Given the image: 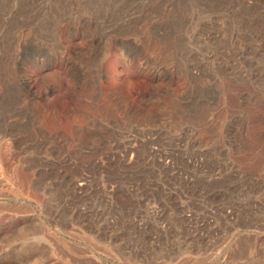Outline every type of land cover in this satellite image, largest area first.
<instances>
[{
  "label": "rangeland",
  "instance_id": "obj_1",
  "mask_svg": "<svg viewBox=\"0 0 264 264\" xmlns=\"http://www.w3.org/2000/svg\"><path fill=\"white\" fill-rule=\"evenodd\" d=\"M0 264H264V0H0Z\"/></svg>",
  "mask_w": 264,
  "mask_h": 264
},
{
  "label": "bare ground",
  "instance_id": "obj_2",
  "mask_svg": "<svg viewBox=\"0 0 264 264\" xmlns=\"http://www.w3.org/2000/svg\"><path fill=\"white\" fill-rule=\"evenodd\" d=\"M155 76V75H154ZM21 81H24L26 83V77H22V80ZM119 98V97H118ZM152 118V117H151ZM251 253V252H250Z\"/></svg>",
  "mask_w": 264,
  "mask_h": 264
}]
</instances>
